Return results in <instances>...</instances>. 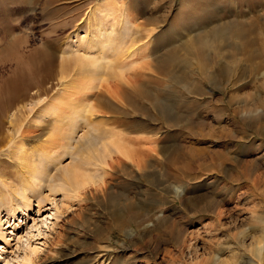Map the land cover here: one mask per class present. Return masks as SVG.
Instances as JSON below:
<instances>
[{"label": "rangeland", "instance_id": "374dc122", "mask_svg": "<svg viewBox=\"0 0 264 264\" xmlns=\"http://www.w3.org/2000/svg\"><path fill=\"white\" fill-rule=\"evenodd\" d=\"M8 1L16 7L15 9H19L10 15L9 41L6 39L5 42L0 35V59H7L10 63L7 71L0 74L2 78L14 79L21 75L18 71V66H21L19 63L27 62L30 50H42L45 44L48 49L58 52L51 64H45V68L49 67L54 74L47 83L51 88L49 93L29 97L26 101L28 105L25 103L28 108L26 117L16 121L17 124L24 122L23 126H26L27 137L22 141L28 155L34 151L36 156L45 153L58 160L54 164L47 163L50 173L46 178L38 179V193H29L31 208L26 214L20 210L23 206L24 187L18 182V185L9 189L12 195L8 193L7 197L13 198L12 203H16L13 207H16L17 216L14 217L12 210H7V206L0 205V263L98 264L95 260L98 251L94 248L103 244L99 236L105 235L114 240L113 257L105 264H170L171 256L179 259L182 255L184 258L177 264H214L215 260L218 264H264V254L259 253V247L264 252V221L260 219L264 215V36L261 34L264 28L254 24L249 31L242 33V37L245 36L242 49H238L240 46L235 42L221 44L218 41L219 43H210L206 50L200 49L196 43V47L190 49L191 53L188 52L189 55L181 57L178 62L165 59L156 63L151 55L155 51L158 55L161 53L160 56H163L164 52L181 54L185 37L190 30L196 29L194 33H198L206 24L216 21L218 12L219 15H225V20L236 18L235 15H239V12L242 18L245 16L251 17L252 20L254 17L260 19L264 17V0H257L254 7L248 6L247 0H49L47 9L42 6L44 0H40L42 2L35 6L33 0ZM113 1H119L116 3L118 7H111ZM105 9L111 12V15L109 14L104 25H101L99 18L105 13ZM112 9L113 11H110ZM98 22L99 25L96 24ZM102 26L105 28L103 32L106 29L109 33L111 31L115 44H120L118 41L121 42L127 27L129 34L126 33L123 37L124 44H121L119 56L116 55L117 50L111 54L116 56L113 60L112 56L107 59L103 56L104 59L101 57V61L96 62L106 66L111 60L108 63L110 65L107 64L106 67H110L113 61L115 65L112 64L113 68L108 67L107 71V68H98L99 73L95 76L104 77L101 79L103 82L100 81L102 84L98 81L99 86L107 84L111 74L119 69L116 68L119 63L116 65V58L125 60L130 54L129 44L132 49L135 48L134 51L140 49L138 56L133 55L135 62H138L135 63L136 67L128 70L131 72L124 75L123 97H118L109 105L96 106L94 111L98 116H91L86 112V117H90L91 130L84 127L86 123L84 124L82 117V126L73 133L77 131L75 136L73 135L74 147H67L68 125L54 124L52 119V123L44 125L47 114L45 109L48 112L51 108L53 112L56 110V113H63L61 116L65 120L69 119L72 106L82 113L80 103L78 102V105L81 109L76 105V96L78 90L89 84L86 82H89L92 73H89L91 71L87 63H81L78 59L72 58L71 62L64 64L63 52L58 49L71 44L79 46L76 32H80V36L87 39L84 38V43L80 44L87 45L79 48L87 50L91 42L89 40L95 36L94 44L99 46V30H102ZM25 36L26 42L23 41ZM130 39H133V42ZM29 40H32L33 46L26 45ZM228 49L235 55L233 53L229 58V65L224 71L214 75V78H202L198 75L196 59L203 60L208 52L214 57V61H218L217 53ZM94 50H90L89 57H98L100 50ZM110 53L108 51L109 55ZM184 53L185 51L182 52ZM128 61L131 62L130 57ZM134 71L145 72L147 80L143 78L145 81H142L146 87L138 85L131 90L133 81L130 78ZM226 79L232 81L229 86L224 82ZM112 82L111 84L116 83L114 80ZM115 88L114 85L112 89L116 91ZM34 92L31 90L32 94ZM154 92L161 100L166 95V103L170 109L165 119L159 114L155 104L149 103L154 101ZM70 94L73 95L69 97ZM52 103L56 105L51 107ZM47 106H50L49 109ZM33 107L35 109L31 110ZM66 111V114L69 113L67 117L64 115ZM254 112L257 113V118L252 116ZM142 117H146L145 121ZM138 118L143 123H140ZM37 123L44 125L45 129L40 132L36 130V125H39ZM12 129L13 124L4 123V131L0 135L10 137L0 146V152L6 147L13 154L11 151L17 149V146H8V141L13 136ZM86 131L92 133L84 138ZM83 143L90 147L79 155L76 153L77 148ZM7 152L0 155V171L4 170L0 173V189L3 188L4 192L7 189L3 181H7V184L17 182L15 174L23 170L18 164L21 161L18 156ZM141 153L145 155L143 158ZM81 157L91 158V163L85 166H88L86 170H89L86 172L90 176L89 179L82 178L81 181L86 183V186L77 196H73L67 185L61 186L64 184V167L71 166ZM117 159L123 163L119 164L120 160ZM106 160L111 164L106 165ZM149 163L153 166H149ZM122 165H127V168ZM95 181L97 184L93 183ZM161 182L170 187H185V194L182 195L184 197H178L176 191L170 187H167L168 194H165L164 190L160 191L157 186H160ZM126 193L132 202L141 206V212L161 210L163 216H173L180 227L195 232V235L188 238L186 245L195 243L196 249L186 247L182 253L174 241L168 240L169 230L163 233L154 230L151 236L144 240V245H133L132 242L138 239L143 231L137 236L127 237L111 224V213L125 209ZM2 194L4 193L0 191L1 197ZM130 200L126 204L132 203ZM215 204L218 206V214L211 210V206ZM160 221L154 219L153 227L158 226ZM82 225L88 233L86 239L77 230ZM98 229L100 232L97 235ZM164 238H167L169 243L162 241L165 243L156 260L153 262L151 258L146 259L144 256L150 253L144 249L145 246L152 248L153 244L165 240ZM244 238L245 242L241 241ZM73 240H76L74 247L78 252L70 256L72 248L68 247H72ZM121 246L133 248L123 252ZM167 250L171 252L167 253ZM129 258L131 260L127 261Z\"/></svg>", "mask_w": 264, "mask_h": 264}, {"label": "bare ground", "instance_id": "6f19581e", "mask_svg": "<svg viewBox=\"0 0 264 264\" xmlns=\"http://www.w3.org/2000/svg\"><path fill=\"white\" fill-rule=\"evenodd\" d=\"M17 1V0H16ZM29 1V0H28ZM121 1V0H120ZM256 1L257 0H247V5L250 6V7H254V5H256ZM26 2V1H25ZM40 2V0H33V4L34 6L35 5H38ZM114 2V1H113ZM31 3V2H30ZM31 3V4H32ZM119 3V1H115L114 4L111 6L113 8H115V6H117V4ZM23 4V3H22ZM48 4H49V0H44L43 1V8H48ZM19 5V4H18ZM21 6V5H20ZM110 7V9H111ZM118 7V6H117ZM260 7V6H259ZM16 7L12 6V4L8 1V0H0V35L5 39V42L9 39V36L11 35V31H10V27H11V24H10V15H12L13 12H16L15 10H18L19 8L15 9ZM109 9V8H108ZM36 10V9H35ZM220 10V9H219ZM239 10V9H238ZM241 10V9H240ZM34 11V10H33ZM110 11H113L110 10ZM224 11V10H222ZM94 13V12H93ZM92 13V14H93ZM113 13V12H112ZM103 15L99 18V21H100V24L101 25H104V21L106 19L107 16H109V14L111 15V12H109L107 9H105V13H102ZM218 16L215 17L216 21H212L211 23H208L206 24L203 28H201L198 33H194L195 30L193 29V31L190 30V32L186 35V41H185V46L182 48L183 51H185L184 54H179L178 52H169V53H166L164 52L163 56H160V54L158 55L157 53L158 52H153L152 55V58L153 60L156 62V63H161L163 60H167V59H170V60H174V62H178L180 60L181 57L183 56H186V55H189V53H191L190 49H193L195 48V44L197 43V45L200 46V49L202 50H206L210 43L212 44V42H220L221 44H224V43H227L228 44L230 42H235L236 45L239 47L238 49H242L243 48V45H244V38L245 36L242 37V33H244L246 30L249 31V28L253 27L254 24L256 25H261V28L263 29L264 28V17L262 18H255L254 17V20H252V18L250 19L249 17H246L245 16L242 18L241 17V13L239 12V15H235L236 18H228L227 20H225L224 16L225 15H222L220 14L219 15V12L217 14ZM120 16V15H118ZM117 16V17H118ZM233 16V15H232ZM231 16V17H232ZM243 16V15H242ZM93 17V16H92ZM96 17V16H95ZM108 18V17H107ZM119 18V17H118ZM238 18V19H237ZM242 18V19H241ZM212 19V18H211ZM214 20V19H213ZM114 23V22H113ZM81 24V23H79ZM97 25H99V22L96 23ZM115 24V23H114ZM129 24V22H128ZM211 24V25H210ZM13 27V26H12ZM15 27V26H14ZM13 27V28H14ZM202 27V26H201ZM126 28V27H125ZM12 29V28H11ZM80 29V27L78 28ZM102 30H99L100 31V42H99V46H97L96 44H94V40H95V37L92 38V40H89L91 41L89 46H87V50L86 49H83V48H79V46H84V45H87L84 44V45H80L81 43L83 44L84 42L83 39L85 38V36H80V32H76L75 36L77 37V41L79 42V46L77 45V47L73 46L72 44L63 48L62 46L58 49L59 52H63V61H64V64H67L69 62L72 61V58L73 59H78L80 60L81 63H84L86 62L87 66L90 67V71L89 73H92L90 75L91 79L88 80L89 82H86V83H89L87 84L84 88H81L80 90H78L77 92V95L76 96V101H77V104L78 105V102L80 103V106H82V109L79 107V109L83 110V112L81 113L80 110H76L77 107L75 106H72L71 109H70V115L69 113H67V111L69 109H67V111L64 113V115L66 114V117L67 115H69V119L68 120H65L64 117H62L61 115H63V113L59 112V113H56V110L55 112H53L50 108L49 112L48 110L45 109L46 111V115H45V119H44V125H49L50 123H52V121L54 120L55 123L54 124H67L68 125V131L66 132L67 133V138L68 140V144H67V147H70V145H72V148L74 147V144H73V140H74V136L75 134H73L75 132V129L78 130V127L82 126L81 124V118L83 117V120H84V124L86 126L84 127H91L92 125L90 124V117H86L85 113H90L91 116L93 115H96L98 116L94 109L96 106H101L102 105H109L110 103H114L115 100L118 98V97H123L124 95V92H125V88H124V83H123V78H124V75H126V73L128 74V72H131V71H128L131 67L133 68L135 66V63H137L138 61L135 62V59L133 57V55H137L138 56V51L139 50L137 49L136 51L135 48L132 49L130 47V44L128 45L129 48H130V51L131 49L133 50V52L131 53L130 51H128L130 54L128 55L127 53H124L125 55L127 54V58L129 59L130 57V61L132 59H134V61L132 60L131 62L128 61L127 58H125V60L121 59V58H116V65L118 63V67H116L118 70L114 71L113 74H111V77H110V80L108 81V83L106 84H103V86H99L98 84V81L100 82H103V78L102 77H97L95 76L96 73L99 71L98 68H107L105 71L109 70V68H111L112 64L114 65V61L113 63L111 64V66L108 68L106 67L108 63L111 62V60H113V58H115L116 56L114 55H111L113 54L114 52L116 53V51L118 50V52L116 53V55L120 54L121 50H122V47H121V44H124V36L127 35L126 33L129 34V32H127V30L129 29V27L126 28L125 30V35H123V37H119L121 38V42L118 41L120 44H115L114 42V38H111L112 35H111V31L110 33L108 32V30L106 29L105 32H103V30L105 29L104 26H102L101 28ZM76 31H78L76 29ZM247 32V31H246ZM262 32V31H261ZM163 33V32H162ZM93 34V33H92ZM99 34V33H98ZM194 34V35H193ZM248 34V33H247ZM263 34L264 36V29H263ZM111 35V36H110ZM261 36V35H259ZM28 37V36H27ZM129 37V36H128ZM34 38V37H32ZM111 38V39H110ZM116 38V37H115ZM184 38V39H185ZM254 38V37H253ZM257 38V37H255ZM7 39V40H6ZM24 42L25 39H26V36L25 38H23ZM30 39V38H28ZM86 39V38H85ZM91 39V38H90ZM97 39V38H96ZM118 39V38H117ZM117 39H115L117 41ZM129 39V38H128ZM258 39V38H257ZM263 39V37H262ZM87 40V39H86ZM98 40V39H97ZM126 40V39H125ZM131 40V39H130ZM133 40V39H132ZM131 40V41H132ZM242 40V41H241ZM255 40V39H254ZM260 40V39H259ZM264 40V39H263ZM9 41V40H8ZM32 41V40H31ZM29 40V43L26 45H30V46H33L32 45V42ZM85 41V40H84ZM88 41V43H89ZM96 41V40H95ZM258 41V40H257ZM262 41V40H260ZM28 42V41H27ZM133 42V41H132ZM131 42V43H132ZM135 42V41H134ZM218 42V43H219ZM252 42V41H251ZM8 43V42H7ZM6 43V44H7ZM126 43V42H125ZM130 43V42H129ZM199 43V44H198ZM243 43V44H242ZM23 44V42H22ZM25 45V44H24ZM182 45V44H181ZM194 45V47H193ZM219 45V44H218ZM234 45V44H233ZM44 48L42 50H37L35 51V49H33L32 51L30 50V54L28 53V58H27V62H24V63H19L21 66H18V71L21 73V75H18L17 77H15L14 79L12 78H8V79H3L2 76L0 75V133H2L4 130V123L5 122H9L10 125L13 124V129H12V133H13V136L12 138H10V140L8 141L9 144L8 146L9 147H12L13 148L15 146H17V149L15 151H11L13 154H11L8 149L5 147L3 150H1L0 152V155L3 153V152H7L8 154L14 156V154L16 156H18V158L21 160L18 164L20 166L21 169H23L22 171L20 172H16V176H17V182L14 181L15 183L12 182H8L7 184V181H3L4 183V186L7 190H5V192L3 191V188L0 189L1 193H4L2 194V197L0 198V205H3V206H7V210L11 209L12 210V214L14 217L17 216V213H16V207L13 205H15L16 203L13 202L12 203V199H10L9 197H7L8 193H11V191L9 190L11 187H15L16 185H18V182L20 183L21 186H23V192H22V198H23V206L22 208L20 209L23 213L25 212V214L28 212V210L31 208L30 206V196H29V193H32L33 195L36 194V192L39 190V180L38 179H44L46 178L45 176H48V174L50 173L48 167H47V163H56V161L58 160L57 158L55 157H49L47 155H45V153H42L40 156H36L33 151V154L29 153V155H32L33 157L29 156L27 154V150L25 149L24 147V144H23V138L27 137V129H26V126H23L24 125V122H22L23 124H17L16 121H19V120H23L24 119V116L26 115L27 113V106L26 104L28 105V103H26V101L29 99V97H36V96H41L42 94H46V93H49L50 91V87L49 85L47 86V83L50 81V79L52 77H54V74L49 70V67H46L45 68V64H51L53 59H54V56L56 54H58V52H56L55 50H50L48 49V46L44 44ZM121 47L119 49H117L118 47ZM132 46V45H131ZM2 47V46H1ZM23 47V46H22ZM26 47V46H24ZM42 47V46H41ZM59 47V46H58ZM57 47V48H58ZM98 47V48H97ZM235 47V46H233ZM137 48V47H136ZM229 48V47H228ZM2 50L4 48H1ZM7 49V48H6ZM38 49V48H37ZM92 49H97V50H100V53H97V58H91L89 57V53H90V50ZM124 49V48H123ZM168 49V48H167ZM170 49V48H169ZM198 49V48H196ZM233 49V48H232ZM235 49V48H234ZM8 50V49H7ZM94 50V51H95ZM142 50V49H141ZM214 50V49H213ZM216 50V49H215ZM261 50V49H260ZM27 51V50H26ZM108 51L111 52L110 55L108 54ZM120 51V52H119ZM126 51V50H125ZM159 51V50H158ZM161 51V50H160ZM165 51H167L165 49ZM224 51V50H223ZM223 51H219L217 53V55H219V60L218 61H214V57L212 58L211 57V53H206L205 57L203 58V60H201L202 58H199V59H196L198 61L197 63V68L198 69V75L202 78H205V77H209V78H214L213 76L216 75L217 73H221L222 71H224V69L226 68V66L229 65V58L233 55V51L232 50H226L225 52ZM256 51V50H255ZM8 52V51H7ZM6 52V53H7ZM82 52V54H81ZM107 52V53H106ZM123 52V51H122ZM127 52V51H126ZM196 51H194L195 53ZM201 53V51H199ZM198 52V53H199ZM235 52H236V49H235ZM0 53L1 50H0ZM5 53V55H6ZM23 53V52H22ZM80 53V54H79ZM140 53V52H139ZM216 53V51H215ZM238 53H240L238 51ZM258 53V52H257ZM261 53V52H260ZM86 56H85V55ZM141 54V53H140ZM148 54V53H147ZM196 54V53H195ZM237 54V52H236ZM3 55L4 57H7ZM89 55V56H88ZM95 55V53H94ZM144 55V54H142ZM194 55V54H193ZM235 55V53H234ZM105 56V58H109L111 57L112 59L108 61V63L106 64V66H104L105 64L104 63H101V64H96V62L98 61V63L101 61V57ZM114 56V57H113ZM123 56V55H122ZM147 56V55H145ZM197 56V55H196ZM2 57V56H1ZM149 57V56H148ZM147 57V58H148ZM192 57V56H191ZM198 57H199V54H198ZM264 58V57H263ZM104 59V57H103ZM143 59V57L141 58ZM261 59V58H260ZM137 60V59H136ZM176 60V61H175ZM9 60L7 59H0V74H3L7 71L8 67H9ZM171 62V61H170ZM172 62V63H174ZM195 62V61H194ZM193 63V62H192ZM141 64V63H140ZM177 64V63H176ZM191 64V63H189ZM262 64V63H261ZM110 65V64H108ZM139 65V64H138ZM178 65V64H177ZM115 66V65H114ZM175 66V65H173ZM181 66V65H180ZM215 66V67H214ZM91 67H96V68H92ZM136 67V66H135ZM264 67V65H263ZM113 68V66H112ZM115 68V69H116ZM193 68V67H192ZM191 68V69H192ZM135 69V68H134ZM144 69V68H143ZM175 69V68H174ZM173 69V71H174ZM181 69V67L179 68ZM261 69V68H260ZM264 69V68H263ZM80 70V69H79ZM178 70V69H177ZM111 72H113V70L111 69L110 70ZM145 71V70H144ZM143 71V72H144ZM160 71V70H159ZM191 71V70H190ZM102 72V70H101ZM146 72V71H145ZM145 72L142 73V72H139V71H134V73L132 72L131 73V77L130 78L132 81H133V85H132V88L131 90H134L135 86H138V85H142V86H145L144 85V81L147 80L145 77ZM152 72V71H151ZM179 72V70H178ZM195 72V71H194ZM197 72V70H196ZM99 73V72H98ZM103 73V72H102ZM160 73V72H159ZM101 74V73H100ZM149 74H151L149 72ZM180 74V73H179ZM103 75V74H102ZM262 75H264V70L262 72ZM105 76V75H104ZM151 76V75H150ZM178 76V75H177ZM181 76V75H180ZM89 77V76H88ZM168 77V76H167ZM145 78V80L143 79ZM150 78V77H149ZM148 78V80H149ZM182 78V77H181ZM102 79V80H101ZM116 81L115 84H111L112 81ZM144 80V81H142ZM181 80V79H180ZM91 81V82H90ZM129 81V80H126V82ZM142 81V82H141ZM100 82V83H101ZM224 82H226V86H229L232 81L231 79H226L224 80ZM113 83V82H112ZM151 83V82H150ZM102 84V83H101ZM127 84V83H126ZM147 84V83H146ZM154 84V83H153ZM186 84V83H185ZM113 85V86H112ZM114 85L116 86L115 89H117L116 91H114L112 89V87H114ZM146 87V86H145ZM169 87V86H168ZM167 87V88H168ZM163 89V88H162ZM31 90H34V94L31 93ZM97 90V91H96ZM157 90V89H155ZM166 90V89H165ZM127 91V90H126ZM147 91V90H146ZM154 91V90H153ZM159 91V89L157 90ZM140 92V91H139ZM160 92V91H159ZM72 93V92H71ZM156 93V92H154ZM126 94V93H125ZM128 94V93H127ZM71 95L73 94H70L69 97H71ZM75 95V93H74ZM147 95V94H146ZM145 96V98L148 96ZM152 96V94H150ZM67 97V96H66ZM154 97H157L154 99ZM159 95L156 93V94H153V102H149L150 104H155L156 108H158V112L161 116H163V119H165L167 116L166 114L168 113L169 114V109H170V106L168 105V103H166L167 101V98H166V95L163 96V99L161 100ZM125 98V97H124ZM169 98V97H168ZM151 99V97H150ZM149 100V99H148ZM146 101V100H145ZM143 102V101H142ZM147 102V101H146ZM26 103V104H25ZM69 103V102H68ZM53 104V103H52ZM50 105L51 107L55 106L54 104L53 105ZM72 104V103H71ZM70 104V105H71ZM148 104V105H150ZM140 105H141V102H140ZM146 105V107L148 106ZM50 106H47L46 108L50 107ZM59 107V105L57 106ZM69 107V105H68ZM75 108L74 110L72 108ZM104 107V106H103ZM135 107V106H134ZM150 107V106H148ZM61 108V107H60ZM70 108V107H69ZM138 108V107H137ZM35 107L31 108V110H34ZM49 109V108H48ZM53 109V108H52ZM64 110H66L65 108H63ZM100 109V108H99ZM136 109V108H135ZM134 109V111H135ZM147 109V108H146ZM73 110V111H72ZM137 111V110H136ZM261 111V110H259ZM80 112V113H79ZM142 112V111H141ZM257 112V111H256ZM136 113V112H135ZM137 113H139L137 111ZM258 113V112H257ZM257 113H253L252 116L256 117ZM28 115V114H27ZM137 115V114H136ZM142 115V114H141ZM149 115V114H148ZM85 116V117H84ZM145 116V115H144ZM150 116V115H149ZM152 116V115H151ZM26 117V116H25ZM251 117V118H253ZM254 117V118H255ZM47 118V119H46ZM141 118V117H140ZM146 118V117H145ZM144 118V119H145ZM250 118V117H249ZM257 118V117H256ZM52 119V121L50 120ZM143 119V117H142ZM143 119V120H144ZM148 120L150 118H147ZM82 120V121H83ZM138 120L140 121L141 119L138 118ZM145 121V120H144ZM138 122V121H137ZM136 122V123H137ZM142 122V120L140 121V123ZM150 122V121H148ZM143 123V122H142ZM146 123V122H145ZM17 124V126H16ZM39 124V123H37ZM43 124V123H42ZM94 124V123H93ZM138 124V123H137ZM31 125V124H30ZM44 125H36V130H39L40 131H43L45 129V126ZM95 125V124H94ZM141 125V124H140ZM161 126V125H160ZM84 127L82 129H84ZM29 128V126H28ZM31 128V127H30ZM47 128V127H46ZM92 128V127H91ZM90 128V130H91ZM33 129V128H32ZM157 130V129H156ZM33 131V130H31ZM35 132V131H34ZM9 133V132H8ZM88 133V134H87ZM92 133V132H91ZM89 131H86L84 134H83V137L86 138L87 136L86 135H89L91 134ZM30 134V132H29ZM28 134V135H29ZM33 134V133H32ZM34 134H37V133H34ZM8 135V134H7ZM58 135H60V132L58 133ZM74 135V136H73ZM16 136V137H15ZM10 136H1L0 135V146L5 144V142L7 141V138H9ZM22 138V139H21ZM95 138V137H93ZM20 139V140H18ZM72 140V142H71ZM85 142V141H84ZM72 143V144H71ZM7 146V147H8ZM90 147V145H87L86 143L84 144H81L78 148H77V152L79 155L82 154V152L88 150ZM12 148V149H13ZM65 152H67L65 150ZM141 152V151H140ZM89 154V153H88ZM143 153H141L142 155ZM59 156V154H57ZM130 156V155H129ZM132 156V155H131ZM139 156V155H138ZM143 156L145 155H142L141 158H143ZM89 159H91L90 157H86L85 159L81 157L80 160H77L75 161L74 163H72L71 166L69 167H64V179H63V182L64 184H61V186L63 187L64 185L68 186L70 190H72V195L73 196H77V194L80 192V190L86 186V183H82L81 180H83L84 178H88V176H90V174H88V170L87 167H85L87 164H90L91 161H89ZM131 159V158H130ZM136 159V158H135ZM138 159V158H137ZM136 159V160H137ZM118 160V159H117ZM120 160V159H119ZM118 160V161H119ZM150 160V159H149ZM148 160V161H149ZM107 161V160H106ZM117 161V163H118ZM17 162V161H16ZM112 162V161H110ZM144 162V161H143ZM152 162V161H151ZM150 162V163H151ZM93 163V162H92ZM123 163L121 160L119 161V164ZM134 163V162H133ZM145 163V162H144ZM149 163V166H153L152 164ZM106 165H109L111 163H109L108 161L105 163ZM126 164V163H125ZM124 164V165H125ZM135 164V163H134ZM137 164V163H136ZM135 164V165H136ZM146 166L148 167V164L145 163ZM0 165H2L1 161H0ZM122 165V166H124ZM134 165V166H135ZM143 165V164H142ZM111 166V165H110ZM144 166V165H143ZM4 167V166H3ZM2 167V168H3ZM127 168V165L124 166V168ZM139 167V166H138ZM141 167V165H140ZM145 167V166H144ZM143 167V168H144ZM1 168V167H0ZM107 169V168H105ZM147 169V168H146ZM1 170V169H0ZM139 171V169H137ZM4 171V170H2ZM2 171H0V173L2 174ZM147 172V171H146ZM4 174V173H3ZM27 174V175H26ZM132 175V174H131ZM162 175V174H161ZM138 177V176H136ZM163 177V176H162ZM161 177V178H162ZM83 178V179H82ZM104 178V176H103ZM102 178V179H103ZM4 180V179H3ZM163 180V179H162ZM92 181V180H91ZM103 181V180H102ZM142 181V180H141ZM62 182V183H63ZM101 182V181H100ZM100 182H98V185H100ZM165 182V181H164ZM164 182H161L160 183V186H157V188L162 191L164 190L165 194H168L167 191V187H170L169 185H165ZM95 184H97V181L93 182ZM150 184H153L150 182ZM149 185V183H148ZM162 185V187H161ZM144 188V187H143ZM172 189H174L176 191V195H178V197H181L182 195L185 194V187L183 186H180V185H176L175 187H170ZM98 189V188H97ZM143 190V189H142ZM163 192V191H162ZM38 193V192H37ZM122 195H124V193H122ZM138 195V194H137ZM136 197V195H135ZM184 197V196H182ZM204 197V196H201V198ZM137 198V197H136ZM183 199V198H182ZM125 200L128 202L130 200V196L126 193L125 194ZM126 202V203H127ZM130 202H132L130 200ZM124 203L125 205V209H121L120 212H112L111 213V221H113L111 224L113 225V227L117 228L120 232L124 233L125 236L127 237H132V236H137L139 234V232L143 231L141 234V236L136 239L135 241H133V245H137V243H140V244H143L146 242H144V240L146 238H148L149 236H151V233L152 231L154 230H160L161 233L165 232V231H170L171 233V238H170V233H169V241L172 242L174 241V243L176 244V246H178L181 250V252L183 253V249H185L186 247L189 249L191 248V250L193 249H196V244L195 243H191L189 245H186V243L189 241L188 238H191L193 235H195V232H189L186 228H183V227H180L177 223V220L174 219L173 216H163L164 213L160 211H153L151 212L150 211H145V212H141V206L139 205H136V202H132V203H128L126 204ZM197 205V203H196ZM14 209V210H13ZM120 209V208H119ZM154 209V208H152ZM211 210L212 212H214L215 214H218V206L217 204L215 205H212L211 206ZM163 216V217H162ZM154 219H160V223L158 226L155 225V227H153V220ZM260 219L262 221H264V215L262 217H260ZM1 220V218H0ZM125 221L127 224H125ZM109 222V225H110V221ZM179 222V221H178ZM155 223V222H154ZM78 227V226H77ZM111 227V226H109ZM153 227V228H151ZM86 227L84 225L81 226V228L79 229L78 227V231L80 233H82L84 235V239H86ZM165 229V230H164ZM163 230V231H162ZM99 229L97 230V235L99 234ZM96 233V232H95ZM121 233V234H122ZM168 235V234H167ZM244 236H246L244 234ZM243 237V236H242ZM163 238V237H162ZM165 239V238H164ZM167 239V238H166ZM160 240L159 242H157L156 244H153L152 248L150 246H145V250L148 252V256H144L146 259L148 258H151L153 260V262L156 260L159 252L161 251V248L163 246V244L166 242V243H169V241L167 240ZM99 240L101 241V243L103 244H100L99 246L95 247L94 249H97L98 251V254L96 255L95 257V260L99 263H102V264H105V262L108 260V259H111L113 257V252L114 249H112V243H113V238L111 236H105V235H102V236H99ZM75 241V242H74ZM85 241V240H84ZM162 241H165V242H162ZM241 241L245 242V238L242 239ZM72 247H68L69 249L72 248V251L70 252V256L75 254V252H78V250L75 249V244H76V240H73L72 241ZM121 242V240L119 241V243ZM118 243V241L116 242ZM174 244V245H175ZM166 245V244H165ZM121 251L123 252H128L130 251V249H132L133 247L131 246H121ZM148 248H151L150 250H148ZM164 248V247H163ZM143 249V250H144ZM187 249V250H188ZM135 251V250H134ZM169 250H167V253H168ZM171 252V250L169 251V253ZM180 252V253H181ZM259 253L261 255L264 254L263 252V249L261 247H259ZM135 256V255H134ZM184 258V255H182ZM135 258V257H133ZM182 258H179V259H176V258H173V256L170 257V264H177L178 262H180L182 260ZM217 259V258H216ZM126 260V258H125ZM131 258H129V260L127 261H130ZM132 263V262H131ZM1 264V263H0ZM214 264H218V262H214ZM236 264V263H234Z\"/></svg>", "mask_w": 264, "mask_h": 264}]
</instances>
